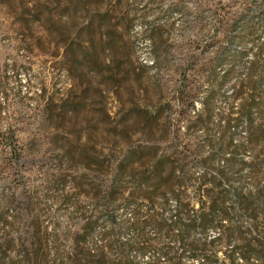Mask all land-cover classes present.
Segmentation results:
<instances>
[{
    "label": "rangeland",
    "instance_id": "374dc122",
    "mask_svg": "<svg viewBox=\"0 0 264 264\" xmlns=\"http://www.w3.org/2000/svg\"><path fill=\"white\" fill-rule=\"evenodd\" d=\"M199 1L203 10L209 9L211 0H0V126L14 130L26 149L21 164L6 169L0 179V193L16 179L25 200L20 232L0 233L2 243L16 244L6 253L0 250L1 264L20 262L22 242L34 240L28 226L36 229L37 224L50 236L56 230L65 236L67 254L78 234L88 232L85 249L101 257V189L107 184H218L216 171L208 173L196 161L212 152L208 142L218 143L216 119L228 114L234 80L213 103L212 120L203 127L194 124L195 113L187 124L179 121L177 107L167 106L183 83L180 67L189 62V44L202 36L195 22L203 11ZM221 1L232 6V16L242 13L237 3L243 0ZM177 4L186 8L193 25L180 12L157 21L161 10ZM142 22L170 28L166 54L155 57ZM208 42V37L201 39L195 52L198 68L190 72L193 86L203 87L204 96L208 74L199 70L208 69L215 56L207 50ZM229 136L244 141L246 131L232 128ZM197 146L204 149L198 158L187 154L190 159L182 164L190 166L184 173L172 182L168 173L156 181L151 161L168 170V157ZM128 156L133 165L120 168ZM257 173V181L249 168L229 177L231 184L248 190L264 184V166ZM117 212L122 214V208ZM123 214L129 217V211ZM259 225L263 229L264 221ZM233 245H219L220 263H228Z\"/></svg>",
    "mask_w": 264,
    "mask_h": 264
},
{
    "label": "trees",
    "instance_id": "16d2710c",
    "mask_svg": "<svg viewBox=\"0 0 264 264\" xmlns=\"http://www.w3.org/2000/svg\"><path fill=\"white\" fill-rule=\"evenodd\" d=\"M203 4L199 1L197 7L203 10ZM237 5L243 6L242 13L232 16V6L211 0L209 9L203 10L195 20L201 26V39L209 38L207 50L215 54L209 68L199 70L208 74L207 94L204 96L203 87L195 88L190 80V72L198 68L195 52L201 45L200 39L189 44L192 51L187 58L189 62L180 67L183 83L167 104L171 110L178 108L180 122L192 123L189 117L195 113L194 124L203 127L212 120L213 103L234 80L228 114L224 118L218 115L216 119L221 129L218 143L208 142L206 146L212 152L196 161L208 173L216 171L213 179L218 184H198L196 188L194 184H107L101 189V257L85 249L88 232L78 234L72 251L67 254L66 237L57 230L50 236L42 224H37L36 229L28 226L34 240L20 243L17 252L21 260L17 264H200L201 261L202 264H264V228L259 225L264 221V184H252L245 190L244 184H231L229 177L230 172L249 168L257 181V172L264 166V0H243ZM176 12L183 14L186 24H190L186 8L179 4L161 10L162 17L157 21ZM142 25L155 57L160 52L166 54L170 48V28L166 30L157 22H142ZM154 65L158 69L156 62ZM153 113L159 115V110ZM238 127L246 131L244 141L229 136L231 129L236 131ZM203 149L197 146L192 151L178 150L175 159L167 158L168 170L159 169L158 163L151 161L156 181H162L168 173L167 181L172 182L178 172L184 173L190 166L188 162L182 164L190 159L187 154L198 158ZM25 152L18 134L1 125L0 179L6 169L21 164ZM243 155L250 159L245 160ZM132 165L133 158L128 156L119 167L127 169ZM215 165L219 168L213 170ZM10 183L1 187L0 193V233L5 236L19 233L25 221L20 184H16V179ZM193 189L196 193L191 197ZM119 208L123 213L129 211V217L118 214ZM33 211L35 208L30 210ZM215 233L218 236L212 239L210 234ZM232 241L235 245L228 263H220L219 245ZM15 245L13 240L0 241V250L6 253ZM3 261L0 259V264Z\"/></svg>",
    "mask_w": 264,
    "mask_h": 264
}]
</instances>
